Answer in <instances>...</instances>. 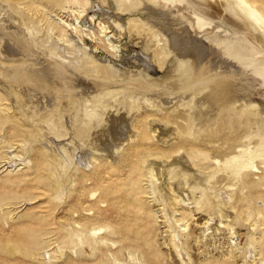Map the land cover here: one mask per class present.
Masks as SVG:
<instances>
[{"label":"rangeland","instance_id":"374dc122","mask_svg":"<svg viewBox=\"0 0 264 264\" xmlns=\"http://www.w3.org/2000/svg\"><path fill=\"white\" fill-rule=\"evenodd\" d=\"M0 264H264V0H0Z\"/></svg>","mask_w":264,"mask_h":264}]
</instances>
